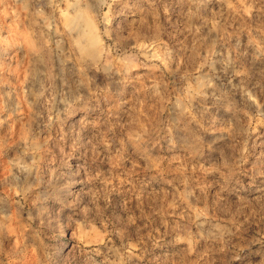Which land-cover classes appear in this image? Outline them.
Masks as SVG:
<instances>
[{
  "label": "rangeland",
  "instance_id": "obj_1",
  "mask_svg": "<svg viewBox=\"0 0 264 264\" xmlns=\"http://www.w3.org/2000/svg\"><path fill=\"white\" fill-rule=\"evenodd\" d=\"M0 264H264V0H0Z\"/></svg>",
  "mask_w": 264,
  "mask_h": 264
},
{
  "label": "bare ground",
  "instance_id": "obj_2",
  "mask_svg": "<svg viewBox=\"0 0 264 264\" xmlns=\"http://www.w3.org/2000/svg\"><path fill=\"white\" fill-rule=\"evenodd\" d=\"M74 22H75V20H74V21H73V20H70V21H69L70 26H73V25L75 24ZM70 26H69V27H70ZM78 43H79L80 45H82V42H81V41H78ZM83 49L86 51V48H83Z\"/></svg>",
  "mask_w": 264,
  "mask_h": 264
}]
</instances>
